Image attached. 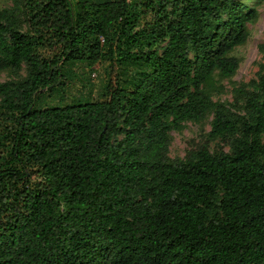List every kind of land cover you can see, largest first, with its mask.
Here are the masks:
<instances>
[{"label":"trees","instance_id":"trees-1","mask_svg":"<svg viewBox=\"0 0 264 264\" xmlns=\"http://www.w3.org/2000/svg\"><path fill=\"white\" fill-rule=\"evenodd\" d=\"M255 17L241 0L0 9V72L17 77L0 83V264H264V64L235 90L245 115L208 92ZM101 62L103 97H68ZM208 114L206 141L230 151L170 160L169 132Z\"/></svg>","mask_w":264,"mask_h":264},{"label":"rangeland","instance_id":"rangeland-1","mask_svg":"<svg viewBox=\"0 0 264 264\" xmlns=\"http://www.w3.org/2000/svg\"><path fill=\"white\" fill-rule=\"evenodd\" d=\"M70 6L75 9L78 3H94L98 0H68ZM247 7L253 9L256 17L246 24L247 38L244 44L235 47L230 53L238 61L235 73L228 79H219L213 76L211 87L208 89L212 102L223 104L231 117L243 116V99L235 94L237 88L252 91L249 82L256 81L260 75V66L264 64V0H241ZM11 7V0H0V9ZM58 52V48H48L45 55L51 56ZM81 80L68 88L66 95L90 93L91 99L99 100L103 97L106 85L112 78V70L105 63L94 64L91 68L79 66L77 69ZM24 76L22 68L18 77ZM17 77L8 72H0V83ZM212 115L208 114L200 122H185L178 131L169 132V146L167 156L170 160H183L188 152L195 151L204 146L212 155L228 153L233 137H225L214 141H206V133L210 129Z\"/></svg>","mask_w":264,"mask_h":264}]
</instances>
